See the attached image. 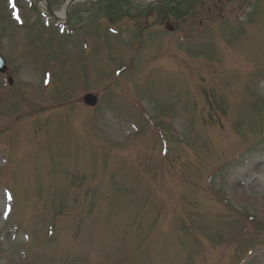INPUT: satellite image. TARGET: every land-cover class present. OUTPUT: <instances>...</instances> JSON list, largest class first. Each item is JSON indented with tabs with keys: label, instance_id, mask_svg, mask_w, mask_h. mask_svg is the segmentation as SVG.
Segmentation results:
<instances>
[{
	"label": "rangeland",
	"instance_id": "obj_1",
	"mask_svg": "<svg viewBox=\"0 0 264 264\" xmlns=\"http://www.w3.org/2000/svg\"><path fill=\"white\" fill-rule=\"evenodd\" d=\"M67 1L0 0V264H264V0Z\"/></svg>",
	"mask_w": 264,
	"mask_h": 264
},
{
	"label": "water",
	"instance_id": "obj_2",
	"mask_svg": "<svg viewBox=\"0 0 264 264\" xmlns=\"http://www.w3.org/2000/svg\"><path fill=\"white\" fill-rule=\"evenodd\" d=\"M76 0H71L68 5H67V10L68 8L70 7L71 4H73ZM66 10V11H67ZM6 70V66H5V62L2 60V58L0 57V72H5ZM10 83H12V80H10ZM85 100V103L88 105V106H95L98 102L97 98L92 95V94H88L85 96L84 98Z\"/></svg>",
	"mask_w": 264,
	"mask_h": 264
},
{
	"label": "bare ground",
	"instance_id": "obj_3",
	"mask_svg": "<svg viewBox=\"0 0 264 264\" xmlns=\"http://www.w3.org/2000/svg\"><path fill=\"white\" fill-rule=\"evenodd\" d=\"M56 18L59 19V20H62V19H65V12L62 11V12H59L56 14ZM238 195H242L240 192L237 193Z\"/></svg>",
	"mask_w": 264,
	"mask_h": 264
},
{
	"label": "snow or ice",
	"instance_id": "obj_4",
	"mask_svg": "<svg viewBox=\"0 0 264 264\" xmlns=\"http://www.w3.org/2000/svg\"><path fill=\"white\" fill-rule=\"evenodd\" d=\"M13 7H15V3H13ZM17 19H19V17L17 16Z\"/></svg>",
	"mask_w": 264,
	"mask_h": 264
},
{
	"label": "trees",
	"instance_id": "obj_5",
	"mask_svg": "<svg viewBox=\"0 0 264 264\" xmlns=\"http://www.w3.org/2000/svg\"><path fill=\"white\" fill-rule=\"evenodd\" d=\"M175 5V4H174ZM173 7H176V5L175 6H173ZM175 11V10H174Z\"/></svg>",
	"mask_w": 264,
	"mask_h": 264
},
{
	"label": "flooded vegetation",
	"instance_id": "obj_6",
	"mask_svg": "<svg viewBox=\"0 0 264 264\" xmlns=\"http://www.w3.org/2000/svg\"><path fill=\"white\" fill-rule=\"evenodd\" d=\"M164 7H162L161 9H163Z\"/></svg>",
	"mask_w": 264,
	"mask_h": 264
}]
</instances>
